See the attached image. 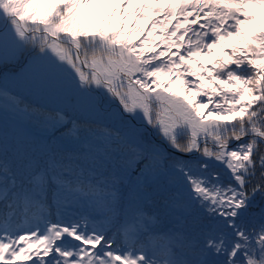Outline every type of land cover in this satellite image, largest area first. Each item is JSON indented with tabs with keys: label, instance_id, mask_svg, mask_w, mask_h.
<instances>
[{
	"label": "snow or ice",
	"instance_id": "snow-or-ice-1",
	"mask_svg": "<svg viewBox=\"0 0 264 264\" xmlns=\"http://www.w3.org/2000/svg\"><path fill=\"white\" fill-rule=\"evenodd\" d=\"M131 7L0 0V264H264V0Z\"/></svg>",
	"mask_w": 264,
	"mask_h": 264
},
{
	"label": "trees",
	"instance_id": "trees-1",
	"mask_svg": "<svg viewBox=\"0 0 264 264\" xmlns=\"http://www.w3.org/2000/svg\"><path fill=\"white\" fill-rule=\"evenodd\" d=\"M132 2V7L124 10L123 12H117V15L115 17V20L119 21L121 17H125L124 23L126 24L125 31L129 32L132 30L133 26L136 25L137 23L143 27L145 24H150V21H145L139 13L136 15H132L133 11L136 9L137 5H139L142 0H131ZM144 2L148 3H153L156 6H159L164 3V0H144ZM110 3V0H104V6L107 7L108 4ZM147 15L151 16L153 19H158L163 16L162 13H155V12H148ZM175 23V21H173ZM113 30H116V26H113ZM145 32H147V29H145ZM137 36H139V32L134 34L133 39H136ZM154 36H159V32L154 33ZM140 39H143L142 36H139ZM160 39H163L161 36ZM238 38H233L232 43L235 44L237 43ZM205 60L211 59V57H204ZM189 79H193L192 77H189ZM198 100H204V97H197ZM5 119V116L3 115L0 122H2ZM151 131V129H149Z\"/></svg>",
	"mask_w": 264,
	"mask_h": 264
},
{
	"label": "rangeland",
	"instance_id": "rangeland-1",
	"mask_svg": "<svg viewBox=\"0 0 264 264\" xmlns=\"http://www.w3.org/2000/svg\"><path fill=\"white\" fill-rule=\"evenodd\" d=\"M3 115H4L3 113H0V120H1ZM17 264H21V262L18 261Z\"/></svg>",
	"mask_w": 264,
	"mask_h": 264
}]
</instances>
